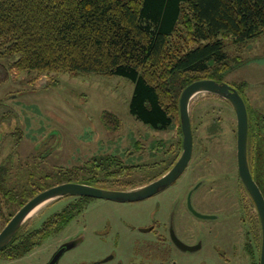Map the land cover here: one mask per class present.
<instances>
[{"label": "trees", "instance_id": "1", "mask_svg": "<svg viewBox=\"0 0 264 264\" xmlns=\"http://www.w3.org/2000/svg\"><path fill=\"white\" fill-rule=\"evenodd\" d=\"M263 34L264 0H0V60H7L9 69L124 77L135 85L131 114L156 131L169 129L180 117L179 101L188 85L204 79L225 82L229 45L243 46ZM103 122L118 127L110 112ZM84 167L29 173L20 186L12 179L11 162L0 161V217L10 221L53 186L72 182L102 188L99 173L124 169L116 156ZM70 198L40 228L22 225L5 254L19 259L33 252L91 199Z\"/></svg>", "mask_w": 264, "mask_h": 264}, {"label": "rangeland", "instance_id": "2", "mask_svg": "<svg viewBox=\"0 0 264 264\" xmlns=\"http://www.w3.org/2000/svg\"><path fill=\"white\" fill-rule=\"evenodd\" d=\"M227 51L230 59L225 82L244 94L250 112V141L254 143L258 141L254 135L256 126L262 127L259 132L264 136V34L243 46L229 45ZM0 64V161L11 162L15 169L12 179L19 181L20 186L25 184L29 173L84 170L94 159L108 156H116L125 170L122 174H111L116 169H108L99 173V177L119 175L134 185L141 181L144 184L165 175L181 156L180 117L177 114L173 126L163 131L153 130L137 120L130 112L135 88L132 81L121 76L11 70L5 59ZM105 112L118 119L116 129L105 126ZM190 117L197 145L236 142L237 117L226 99L206 93L196 95L190 104ZM111 124L116 123L111 120ZM72 200L66 197L48 202L23 225L29 230L40 228ZM166 207L158 209L151 200L128 210L137 212L138 216L153 212L167 215ZM123 208L93 200L63 230L33 252L17 260H5L3 257L7 255H0V264H46L59 245L75 241L80 243L66 251L58 264H132L134 261L139 264L140 259L133 256L136 246L129 237L125 238L127 232L119 224L120 216L130 213ZM4 212L7 213L6 208ZM107 220L111 222L109 228ZM8 221L9 216L0 217V232ZM111 256L114 259L104 262ZM176 260L181 264H227L207 247L192 256L178 252Z\"/></svg>", "mask_w": 264, "mask_h": 264}, {"label": "flooded vegetation", "instance_id": "3", "mask_svg": "<svg viewBox=\"0 0 264 264\" xmlns=\"http://www.w3.org/2000/svg\"><path fill=\"white\" fill-rule=\"evenodd\" d=\"M258 131L254 134L258 141L252 143V130H249L247 162L252 179L264 199V136ZM236 135L235 143L197 145L194 142L192 158L184 172L150 197L131 202L97 199L121 205L127 210L144 206L151 200L158 209L168 205L167 215L153 212L149 216L139 215L140 218L137 212L128 210V216H120L119 224L127 232L125 238L129 237L130 243L136 246L133 256L140 259L139 264H181L176 260L178 252L192 256L199 254L204 247L227 264L262 263V220L256 202L240 174L238 130ZM162 176L153 177L144 184L138 182L135 186L134 182L126 181L119 175L98 176V180L99 185L106 190L132 191ZM93 200L96 199H90L87 206ZM109 227L111 222L107 220ZM116 236L119 238L120 232ZM75 243L73 248L80 242ZM5 249L0 251L2 257ZM3 258L17 260L8 255ZM109 259H114V256L104 262Z\"/></svg>", "mask_w": 264, "mask_h": 264}, {"label": "water", "instance_id": "4", "mask_svg": "<svg viewBox=\"0 0 264 264\" xmlns=\"http://www.w3.org/2000/svg\"><path fill=\"white\" fill-rule=\"evenodd\" d=\"M203 93L216 95L226 99L235 110L237 117L240 174L244 184L251 192L260 212L263 226V251L261 264H264V199L252 179L247 162V143L249 133V114L247 104L238 89L226 82L220 83L210 79L195 81L182 91L179 101L181 130L183 134L182 154L169 172L157 181L132 191L106 190L86 184L72 182L48 188L29 200L0 232V251L5 249L12 242L13 238L16 236L17 232L20 230L32 211L50 201L66 197H88L91 199L131 202L150 197L157 193L160 189H164L171 184L184 172L191 161L194 137L190 117V104L196 95ZM75 244V242L64 243L47 264H58L63 254L72 249Z\"/></svg>", "mask_w": 264, "mask_h": 264}, {"label": "bare ground", "instance_id": "5", "mask_svg": "<svg viewBox=\"0 0 264 264\" xmlns=\"http://www.w3.org/2000/svg\"><path fill=\"white\" fill-rule=\"evenodd\" d=\"M47 203H45V204H43V205H41V206H39V207H37L34 211H32V213L28 216V217H31V216H33L40 208H42L44 205H46Z\"/></svg>", "mask_w": 264, "mask_h": 264}]
</instances>
